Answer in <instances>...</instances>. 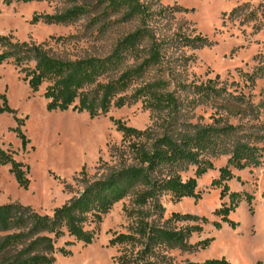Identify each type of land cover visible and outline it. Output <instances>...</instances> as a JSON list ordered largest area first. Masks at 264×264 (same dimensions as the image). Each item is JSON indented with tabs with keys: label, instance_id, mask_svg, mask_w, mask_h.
<instances>
[{
	"label": "rangeland",
	"instance_id": "374dc122",
	"mask_svg": "<svg viewBox=\"0 0 264 264\" xmlns=\"http://www.w3.org/2000/svg\"><path fill=\"white\" fill-rule=\"evenodd\" d=\"M101 0H40L31 3L0 0V35L14 42L42 46L51 56L64 60L108 55L127 34L143 26L140 19L122 21L120 15L103 17ZM147 9L146 27L161 46L162 61L149 69L146 82L166 83L164 91L173 92L181 105L179 114L167 124L172 133H185L194 127L231 125L235 131L218 140V153L208 154L215 167L197 180L200 200L184 198L174 202L162 196L163 219H153L159 227L172 213L207 218L200 222L171 223L181 229L202 225L188 241L196 245L213 240L205 250L161 251L157 264L204 263L225 260L226 264H264V0H140ZM74 4L94 6L89 15L66 25L32 23L36 15L56 14ZM202 36L209 42L202 48L184 47L183 37ZM252 77L248 80L244 75ZM212 81L218 96L208 98L191 92L195 86ZM44 84L33 93L24 81L21 68L12 61L0 65V107L2 96L13 113L0 114V149L11 153L28 170V190L19 188L10 167H0V205L19 203L41 215L52 216L55 209L77 197L85 187L113 173L137 164L129 154L114 120L129 127L162 134L166 113L146 109L137 102L121 109L112 108L106 116L90 119L73 110L50 112L44 98ZM183 86L190 87L188 92ZM28 141L26 146L14 129ZM216 120H220L217 123ZM165 121V122H164ZM237 144L256 147L263 158L243 171L233 170L240 180L227 183L231 192L241 195L239 207L230 214L235 227L221 223L215 210L229 206L220 199L221 189L212 186ZM183 179L194 176L195 168L184 165ZM251 197L248 203L247 197ZM130 196L103 217L94 242L85 246L68 235L57 240L56 248L72 252L69 257L56 253L55 264H118L122 247L109 245L114 235L126 234L134 221ZM144 211H149L146 207ZM221 223L217 230L213 223ZM95 229L94 225L87 227ZM67 243H73L67 245Z\"/></svg>",
	"mask_w": 264,
	"mask_h": 264
},
{
	"label": "trees",
	"instance_id": "16d2710c",
	"mask_svg": "<svg viewBox=\"0 0 264 264\" xmlns=\"http://www.w3.org/2000/svg\"><path fill=\"white\" fill-rule=\"evenodd\" d=\"M14 0H4L11 5ZM31 3L40 0H16ZM96 7L102 8L103 17L120 15L128 22L140 19L141 28L127 34L103 57H85L64 60L51 56L42 46L14 42L10 36L0 35V65L12 61L21 68L24 81L33 93L39 92L46 84L44 98L50 112L73 110L87 114L90 119L106 116L112 108L121 109L141 102L146 109L159 114L166 113L168 122L162 134L155 137L149 129L138 130L114 120L116 130L123 136V143L132 155L136 166L113 173L104 180L88 184L84 191L72 198L62 207L54 210L53 215H41L28 206L19 203L0 205V264H55L56 253L69 257L72 252L65 248L57 249V240L68 235L75 242L91 245L102 223L103 217L112 208L130 196L134 210L128 211L134 223L128 233L114 235L111 247H122L121 255L115 260L118 264H157L162 260L161 251L180 249L186 252L207 249L213 240H205L196 245L188 241L195 233L202 232V225L181 229L167 228L171 223L200 222L209 224L207 218L190 214L172 213L163 227H159L153 217L163 219L164 209L160 204L162 196H170L174 202L184 198L200 200L196 192L197 180L208 171L215 169L207 160L208 154L218 153V140L231 135L235 128L207 126L194 127L185 133H172L167 124L179 114L180 104L173 92L164 91L166 83L158 80L146 82L149 69L162 61L161 46L144 23L147 9L140 0H101ZM94 6L74 4L56 14L36 15L32 23L43 22L50 25H66L87 16ZM184 47L202 48L209 44L202 36L183 37ZM248 80L252 77L245 74ZM209 81L206 86H195L191 92L208 98L218 96ZM190 87L183 86L188 92ZM3 106L0 114L13 113L5 96L1 97ZM217 123L220 120H216ZM14 131L25 147L27 140L20 130L23 121H17ZM263 158L260 149L237 144L225 167L219 169V177L212 186L221 189L220 199L229 198V206L215 210L214 215L221 223L235 227L230 214L238 207L241 195L231 192L228 182L237 179L233 170L243 171L251 164L258 165ZM184 165L195 168L194 176L183 179L180 172ZM10 167L19 188L28 190L30 180L28 170L11 153L0 149V167ZM251 203V197H247ZM149 207V211L143 209ZM221 223L214 222L217 230ZM94 225L95 229L87 227ZM73 243H67L72 245ZM189 264H226L225 260H207L204 263Z\"/></svg>",
	"mask_w": 264,
	"mask_h": 264
}]
</instances>
